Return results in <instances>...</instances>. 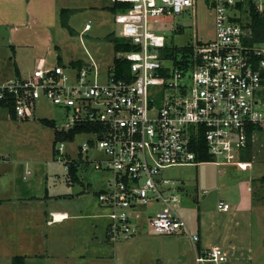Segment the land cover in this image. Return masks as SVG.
Returning <instances> with one entry per match:
<instances>
[{
	"label": "built area",
	"instance_id": "obj_1",
	"mask_svg": "<svg viewBox=\"0 0 264 264\" xmlns=\"http://www.w3.org/2000/svg\"><path fill=\"white\" fill-rule=\"evenodd\" d=\"M110 1L121 26L117 37L130 49L116 50L106 70L91 58L70 75L59 63L40 60L29 74L0 82V100L11 104L15 118L31 117L42 103L67 111L66 124L56 131L73 136L58 142L55 153L61 155L66 142L83 135L77 154H102L85 160L108 174L95 197L104 210L109 243L133 238L141 227L182 233L192 244L196 264H222L227 254L221 247L197 250L199 236L180 213L178 187L161 172L202 162L246 169L250 162L242 155L248 144L252 151L264 138V48L248 42L245 0H206L214 36L188 44L186 63L168 55L174 47L156 30L193 8L196 0ZM253 3L262 10L263 3ZM89 28L87 23L83 30ZM117 62H125L120 75ZM198 153L210 161H198ZM73 160L63 157L66 170ZM152 201L160 207L146 213ZM217 209L226 211L229 204L219 200Z\"/></svg>",
	"mask_w": 264,
	"mask_h": 264
},
{
	"label": "rangeland",
	"instance_id": "obj_2",
	"mask_svg": "<svg viewBox=\"0 0 264 264\" xmlns=\"http://www.w3.org/2000/svg\"><path fill=\"white\" fill-rule=\"evenodd\" d=\"M249 1L264 3V0ZM111 8L110 0H0V82L18 75L14 69L15 59L24 62L23 75L31 70L28 57L44 56L47 65L59 63L69 75L91 58L106 70L116 55L113 45L120 39L117 36L121 29L114 21ZM87 23L90 28L83 30ZM156 31L165 36L167 44L177 48L194 40L206 42L214 36L213 12L206 0H196L193 8L174 16L169 24ZM259 47L264 48V44ZM66 115L67 111L42 103L35 107L31 117L10 119L8 110L0 107V195L3 196L0 197L14 200L21 196L43 197L46 191L56 203L73 199L69 204L74 207L76 219L70 221L86 222L91 218L82 212V204L91 201L93 192L103 187L108 174L85 160V156L103 158L101 153L77 154L76 146L85 140L83 135L66 142L61 155L55 153L58 147V144L54 146L57 143L56 129L66 124ZM256 143L254 150L252 147L250 166L246 169L234 164L217 166L202 162L172 166L161 172L162 178L175 181L178 187L179 210L187 226L198 220H205L206 227L207 224L212 228L220 224L224 213L217 209L219 200L227 202L230 211H234L238 204L252 202L251 210L241 211L237 216L247 222L240 230L242 242L251 243V250L242 251L240 257L229 254L222 264H264V138H259ZM63 157L74 159L77 180L68 174ZM26 169L30 170L29 174L25 173ZM81 189L88 191L82 192ZM159 207L158 202L152 201L144 209L150 213ZM249 221L252 226L248 225ZM40 226L36 235H31L34 246L30 248V240L7 246L0 238V264H12L13 253H45L42 250L45 249L43 233L47 230V243L50 238L58 239H50L52 250L60 252L62 243L66 255L24 256V264L99 263L94 256L71 259L67 255L70 242L60 240V224L53 223L45 229ZM80 236L77 228L71 243L77 244ZM114 244L109 246L112 257H104L103 264H178V255L183 264H196L192 244L179 233H153L141 227L135 237Z\"/></svg>",
	"mask_w": 264,
	"mask_h": 264
},
{
	"label": "crops",
	"instance_id": "obj_3",
	"mask_svg": "<svg viewBox=\"0 0 264 264\" xmlns=\"http://www.w3.org/2000/svg\"><path fill=\"white\" fill-rule=\"evenodd\" d=\"M27 60L29 62L31 61L32 69L28 70L25 73V75L29 74L40 60H43L45 63H47V58L44 56L34 57V59L28 57ZM14 63H15L14 64L15 72L18 74L16 76L18 77L25 76L22 74L24 62L20 59L19 60L15 59ZM247 189L249 188L247 187ZM98 190L93 192L94 197L91 198V201L82 204V212L88 213L89 215L87 216L91 218L90 221H86V222L70 221L76 219V215L73 212L74 207L71 204H69L72 203L73 199L72 200L64 199L65 200L64 202L60 201V203H56L52 201L51 197L47 196V193L45 191L43 197L21 196L14 200L11 198L9 199L1 198L3 197L1 193L0 238H2V240L5 242L7 246H10V243L14 245V242L20 245L22 242H26L30 240V243L28 244V247L30 248L34 246V241L32 239V236L36 235L37 227L39 225H41L43 229H45V227H49L53 223H57L60 224L59 228L61 230L60 233L61 242L62 241L70 242L69 244L70 249L67 255H69L71 259L76 260L77 258L80 257L94 256V258L97 259L96 261L99 262L98 264H103L102 260L104 259V257H112V251H110L109 246L115 244L109 243L106 240L105 231H106L107 220L103 216L104 210L98 205L95 197V194L96 192H98ZM81 191L87 192L88 190L81 189ZM83 196H86V194L78 196L77 199L80 200ZM251 208H252V202L251 203L248 202L246 204L236 205V209L234 211H230V206L229 209L226 211L218 210L224 213L223 214L224 220L221 221L220 224H215L213 228L209 227L208 224L206 227L207 222L205 220L200 221L197 219L198 221H194L192 223L190 222V226L188 225L190 232L195 233L199 236V241L196 243L197 250L201 252L202 250L208 249L212 246H219L225 252H227V256L229 254H234V257L235 256L240 257L242 251L246 253L250 252L251 243H249L248 245V243L242 242L243 237H241V233H242L241 230H243L244 225L245 223L247 224V222L241 219V217L237 218V216L239 215V212L251 210ZM77 216L79 217L84 215H77ZM248 225L252 226L251 221H249ZM77 228H79L80 230L81 239L77 244L76 243L72 244L71 242H74V238H75L74 231L77 230ZM43 234L45 237L44 240L45 249L42 250L45 253L26 251V252H20L19 254L13 253L11 255V258L16 255L25 256L28 258L31 256L55 257V256H59L60 254L66 255L67 252L63 251L62 243L60 245V252L56 251V249L52 250V247H50L51 244L50 239L51 240L52 239L58 240V239H56L55 237L50 238L49 242L47 243L46 241L49 238L48 230L45 231ZM179 234L187 237L182 233ZM32 241L33 243H31ZM188 241L190 242L189 238ZM0 247L2 246L0 245ZM193 259H194V251H193ZM234 263L236 264V262ZM178 264H183V262H180V255H178Z\"/></svg>",
	"mask_w": 264,
	"mask_h": 264
},
{
	"label": "trees",
	"instance_id": "obj_4",
	"mask_svg": "<svg viewBox=\"0 0 264 264\" xmlns=\"http://www.w3.org/2000/svg\"><path fill=\"white\" fill-rule=\"evenodd\" d=\"M246 8L244 9L245 16L248 20L247 25L251 28V37L250 40L248 41L250 44L255 45V44H264V3H263V8L261 11H258L255 8V5L252 1H247L246 3ZM237 7L241 8V3H237ZM117 6L112 5V10L113 12L116 10ZM239 20V18H238ZM114 39V38H112ZM115 50H120V49H130L131 47L125 43L122 39L115 40L114 45H113ZM191 49L189 45H183L182 47H174L169 50L168 55L173 58L175 62H180L181 59L186 63L187 62V55H189ZM182 62V61H181ZM80 64V63H78ZM116 73L120 75V69L121 67L125 66V62L118 64L116 63ZM11 103V102H10ZM11 104H7L5 101L0 100V107L6 108L8 110V113L10 115L11 119H14L15 117L12 115L11 112ZM46 123H51L48 121H45ZM73 136V133L66 135L63 133L58 132L56 137H57V143L63 140H71ZM55 143L54 146L57 144ZM55 151V150H54ZM242 159L244 161L250 162L249 159H251V145L248 144L247 150L244 152L242 155ZM248 159V160H247ZM197 160L198 161H210L209 155L205 153H198L197 154ZM75 163L72 162L67 171L68 174L72 176L73 179L77 180L74 171H75ZM12 264H24V256L21 255H16L13 256L12 258Z\"/></svg>",
	"mask_w": 264,
	"mask_h": 264
}]
</instances>
